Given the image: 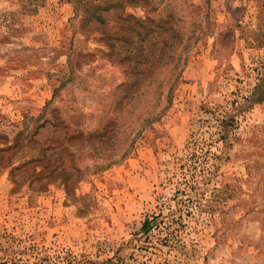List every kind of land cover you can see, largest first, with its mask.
<instances>
[{
    "label": "rangeland",
    "instance_id": "1",
    "mask_svg": "<svg viewBox=\"0 0 264 264\" xmlns=\"http://www.w3.org/2000/svg\"><path fill=\"white\" fill-rule=\"evenodd\" d=\"M86 1L0 0V264H264V0L127 9L181 51L128 102Z\"/></svg>",
    "mask_w": 264,
    "mask_h": 264
},
{
    "label": "trees",
    "instance_id": "2",
    "mask_svg": "<svg viewBox=\"0 0 264 264\" xmlns=\"http://www.w3.org/2000/svg\"><path fill=\"white\" fill-rule=\"evenodd\" d=\"M150 4L149 0H88L85 2L84 7L81 8V17L85 21V24L93 23L95 26H99L98 28L102 32L101 39L109 50L106 56L120 64L125 70L126 82L121 85V89H123L125 93L123 98L124 102H128V99L136 96L138 92H143L140 93V96H143L145 88L156 89L155 92L159 99L164 95L169 98L172 95L174 85L177 83L181 73L180 62L176 63L172 68L162 64L167 57H171L172 60L176 59V57L180 59L181 51L178 52L176 48H169V46L166 45L157 47L158 44L154 41L158 36L168 32V29L164 28L162 25L165 20L156 22L151 20L148 16L139 18L127 12L129 8L145 7ZM108 13L111 14L110 17H116L114 20L115 25L110 27L109 31V18L106 16ZM171 32L174 33V35L177 34L173 29H171ZM161 44H164V38L160 42V45ZM164 69H169L168 74L171 73V77L164 81L154 80ZM51 116L52 118L45 120L39 127L45 128L51 125L53 130L60 129L61 134L58 140L55 141L56 145L53 144L50 147L51 151H61L72 156L73 153H71V149L73 151V143L76 140L84 139L88 141L92 138V134L72 129V126L68 123L65 116L59 114L56 110L52 112ZM159 117L160 116H157L153 118V120L156 121ZM109 122L110 121L107 123ZM150 122L151 121H148L146 125ZM110 125L111 123L106 124V126L100 129L99 133H101V136L107 132ZM72 130L73 132L70 133L69 131ZM63 131L69 133H65V137H63ZM101 136H98V139L101 138ZM43 152H46V150ZM42 158H46V155L43 154ZM50 161L51 158L49 157L45 168H50ZM34 162L41 163V159L36 160L32 158L25 166ZM58 168L59 167L51 168L49 172L56 173ZM67 171V169H63L61 173H67ZM54 178L55 177L52 179ZM144 228H147V224Z\"/></svg>",
    "mask_w": 264,
    "mask_h": 264
}]
</instances>
